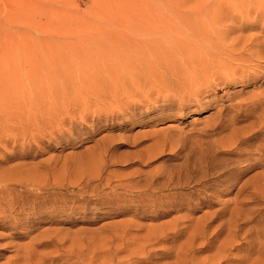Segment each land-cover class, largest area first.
Masks as SVG:
<instances>
[{
    "label": "rangeland",
    "instance_id": "1",
    "mask_svg": "<svg viewBox=\"0 0 264 264\" xmlns=\"http://www.w3.org/2000/svg\"><path fill=\"white\" fill-rule=\"evenodd\" d=\"M0 264H264V0H0Z\"/></svg>",
    "mask_w": 264,
    "mask_h": 264
},
{
    "label": "bare ground",
    "instance_id": "2",
    "mask_svg": "<svg viewBox=\"0 0 264 264\" xmlns=\"http://www.w3.org/2000/svg\"><path fill=\"white\" fill-rule=\"evenodd\" d=\"M195 33H197L196 31H195ZM199 35V34H198ZM31 60V59H30ZM147 60V66L150 68L151 67V65H150V63H151V58H149V59H146ZM140 61V60H139ZM28 62H30V61H28ZM141 62H142V59H141ZM160 62V61H159ZM122 63V62H121ZM128 63V62H127ZM140 63V62H139ZM143 63H144V61H143ZM28 64V63H27ZM123 64V63H122ZM136 65V64H135ZM138 65V64H137ZM143 65V64H142ZM154 65V64H153ZM31 66V65H30ZM140 66V65H139ZM124 67V66H123ZM122 67V68H123ZM143 67V66H142ZM145 67V66H144ZM143 67V68H144ZM121 68V66L119 67V69ZM129 68H131V67H129ZM148 68V69H149ZM155 69V68H154ZM125 70H127L126 68H125ZM156 70V69H155ZM31 71H32V69H31ZM128 71V70H127ZM130 71V70H129ZM50 72V71H49ZM84 72V71H83ZM82 72V73H83ZM125 72V71H124ZM51 73V72H50ZM78 73V72H77ZM87 72H85L84 74H86ZM81 75V74H80ZM76 76V75H75ZM82 76V75H81ZM85 76V75H84ZM80 77V76H79ZM87 77V76H86ZM86 77H85V79H86ZM89 77V76H88ZM75 78V77H74ZM82 78V77H81ZM77 79V78H76ZM80 79V78H79ZM82 80V79H81ZM75 81V80H74ZM77 81H79V80H77ZM83 81H85V80H83ZM76 82V81H75ZM81 82V81H80ZM68 82H66L65 84H67Z\"/></svg>",
    "mask_w": 264,
    "mask_h": 264
}]
</instances>
